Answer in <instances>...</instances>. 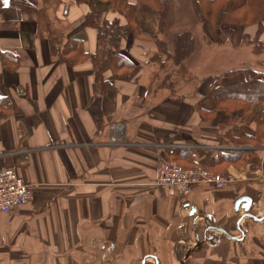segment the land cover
Instances as JSON below:
<instances>
[{
    "label": "crops",
    "instance_id": "obj_1",
    "mask_svg": "<svg viewBox=\"0 0 264 264\" xmlns=\"http://www.w3.org/2000/svg\"><path fill=\"white\" fill-rule=\"evenodd\" d=\"M87 13L74 0H0V51L12 56L0 61V98L10 104L0 118V168L15 167L35 188L29 203L0 213V264H141L151 256L180 264L182 246L194 247L200 232L206 241L193 254L206 243L221 251L212 262L191 254L186 264H264V222L243 220L241 242L206 232L214 225L240 238L242 198L264 215V143L245 146L258 154V165L233 166L232 183L200 185L182 207L156 185L159 160L186 149L206 166L220 150L242 149L225 138L227 131L240 135L233 125L239 114L206 120L198 104L162 98L149 87L146 67L138 80L121 82L105 63L112 88L98 95L97 31L87 26ZM130 37L122 45L138 43ZM77 40L85 55L74 45L64 62L60 51ZM116 126L124 128L119 143L112 142ZM193 236L195 244L187 241Z\"/></svg>",
    "mask_w": 264,
    "mask_h": 264
},
{
    "label": "trees",
    "instance_id": "obj_2",
    "mask_svg": "<svg viewBox=\"0 0 264 264\" xmlns=\"http://www.w3.org/2000/svg\"><path fill=\"white\" fill-rule=\"evenodd\" d=\"M76 3L86 4L88 13L86 24L97 31V50L92 55L95 71V88L98 95L105 94L112 88V84L105 80L102 72L103 65L109 63L114 77L121 82L136 81L140 77L142 68L135 65L127 56L121 53L123 40L129 36L135 39L152 41L159 52L176 65H180L194 50L195 39L190 31L179 34L175 39V48L172 53L165 48L164 42L149 27L140 22L141 9L156 15L163 26L170 13L169 0H74ZM198 18L214 26L236 24L242 26H256L264 36V0H190ZM115 10L120 17L105 18L107 12ZM125 20V24L122 23ZM261 38V37H260ZM253 52L257 55L264 53V39H258ZM81 47L82 41H71V44L60 51L64 62L72 48ZM80 49V48H79ZM66 57V58H65ZM11 55L0 51V61H8ZM245 73L246 80L236 79L239 74ZM231 79V80H230ZM224 80H230L222 84ZM215 85L211 87L207 99L197 106L202 118L213 120L217 113L222 112L228 116H237V122L243 131L234 136L231 131L225 133L226 144L236 147L253 145L260 147L264 139V72L252 68L245 70H232L214 77ZM10 104L7 99L0 98V118L9 113ZM256 131H251V124L258 119ZM172 162L185 167L201 165L193 159L191 151L186 149L174 150L171 154ZM258 165V154L249 149L220 150L206 167L214 172L221 173L220 169L229 164L234 167L239 164Z\"/></svg>",
    "mask_w": 264,
    "mask_h": 264
},
{
    "label": "rangeland",
    "instance_id": "obj_3",
    "mask_svg": "<svg viewBox=\"0 0 264 264\" xmlns=\"http://www.w3.org/2000/svg\"><path fill=\"white\" fill-rule=\"evenodd\" d=\"M169 2L170 13L163 26H160L159 17L146 9H141L139 12L140 22L146 24L149 29L152 26L151 32L159 36L170 53L174 51L176 37L185 31H190L195 44L188 58L180 65H176L166 55L161 54L152 41L143 40V43L146 42L143 44L139 39H135L138 41L135 45H131L128 41L129 44L125 46L121 44L120 48L121 53L135 65H140L142 70L144 67L149 68V81H151L149 87L157 89L162 98L168 97L178 102L188 100L199 105L207 99L212 85H215L214 77L227 71L248 68L264 72V53L257 55L253 52L256 41L264 39L263 33L256 26L224 24L216 27L198 18L190 0H169ZM111 11L106 13L105 18H108ZM128 38L132 40L130 36ZM236 79L244 81L247 75L241 73ZM230 80H224L222 84ZM233 125L240 128L241 132L243 129L249 131L238 123ZM242 149L247 148L243 146ZM247 166L248 164L245 163L239 164L238 169L241 170ZM232 167L233 165L227 164L220 169L221 173L211 172L220 175L229 172ZM253 211L255 214H261L262 207H253ZM208 234L214 235L216 239H224L227 244L231 243L220 234H213V232ZM237 235L240 237V233L237 232ZM200 239H203L201 232ZM196 240L194 236L187 239L191 244H195ZM211 240L213 242V239ZM204 245L202 252L192 255V261L217 260L219 254L216 251H221V245L220 250L207 243ZM185 253L186 248L183 245L181 256L184 257Z\"/></svg>",
    "mask_w": 264,
    "mask_h": 264
},
{
    "label": "built area",
    "instance_id": "obj_4",
    "mask_svg": "<svg viewBox=\"0 0 264 264\" xmlns=\"http://www.w3.org/2000/svg\"><path fill=\"white\" fill-rule=\"evenodd\" d=\"M123 127H114L113 143L122 142ZM231 172L214 174L206 166L184 167L169 160H159L156 185L165 189L170 197L187 205L194 189L200 185L224 187L232 183ZM35 188L21 177L15 167L0 168V213L9 214L29 203Z\"/></svg>",
    "mask_w": 264,
    "mask_h": 264
},
{
    "label": "water",
    "instance_id": "obj_5",
    "mask_svg": "<svg viewBox=\"0 0 264 264\" xmlns=\"http://www.w3.org/2000/svg\"><path fill=\"white\" fill-rule=\"evenodd\" d=\"M236 206H237V208L241 207L244 211V215L240 217V219L238 220V223H237V228H238V231H239L240 236H241L240 238L232 235L228 230L214 226V225L213 226L209 225L207 227L206 232H208V231L216 232L217 234H220V235L224 236L225 238H227L231 241L241 242L246 238V232L243 230V228L241 226V223L243 220H246V219L252 220V221L257 222V223L264 222V215L259 216L253 212V210H252L253 209V201L250 198L246 197V198L240 199L237 202ZM194 213H195V209L192 208L191 214H194ZM205 241H206V237L202 241L198 240L197 244L194 247L188 248L184 258L182 260H180V264H186L188 258L191 256V254L197 252L202 247V245ZM148 258H152L154 260L155 264H160L159 260L154 256L144 258L141 264H145L146 260Z\"/></svg>",
    "mask_w": 264,
    "mask_h": 264
}]
</instances>
